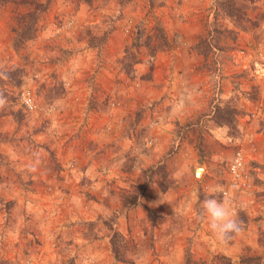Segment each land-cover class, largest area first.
Segmentation results:
<instances>
[{
	"label": "rangeland",
	"instance_id": "obj_1",
	"mask_svg": "<svg viewBox=\"0 0 264 264\" xmlns=\"http://www.w3.org/2000/svg\"><path fill=\"white\" fill-rule=\"evenodd\" d=\"M39 1L20 50L28 8L0 4V264H264V0L238 23L218 0ZM157 26L170 46L151 55ZM218 107L236 109L231 128ZM239 152L251 186L232 192ZM207 195L254 246L230 255L235 238L199 217Z\"/></svg>",
	"mask_w": 264,
	"mask_h": 264
},
{
	"label": "trees",
	"instance_id": "obj_2",
	"mask_svg": "<svg viewBox=\"0 0 264 264\" xmlns=\"http://www.w3.org/2000/svg\"><path fill=\"white\" fill-rule=\"evenodd\" d=\"M84 1L90 3L91 0ZM247 2H249V0H218L216 19L224 15L227 19L238 23L239 21H241L240 19H243V16L247 13ZM10 3L26 6L28 8L27 12L20 17L19 22L21 24V27L15 30L16 37L14 39V48L16 50H20L28 42H31L36 39L38 33L37 23L40 14L46 11L47 6L41 3L39 0H0L1 5ZM227 32L231 33L232 31ZM169 42L170 41H168V37L165 34V31L159 26H157L155 33L153 35H150L148 39H146L145 47L149 48L151 55H156L158 52H162L166 48H168L170 46ZM133 45L135 46V43ZM195 48L199 52V54H201L205 59L209 58V56L213 52L212 44L209 39L206 38L201 39L196 44ZM125 56L126 62L124 63V67L125 70L130 73L133 71L134 66L139 63V60L136 58L131 47L126 49ZM235 114L236 109L234 107H218L215 116L217 122L224 123L225 125L231 128L235 121ZM122 241H124L123 236L120 233L114 231L111 237V245L113 255L117 261L125 260L120 255Z\"/></svg>",
	"mask_w": 264,
	"mask_h": 264
},
{
	"label": "clouds",
	"instance_id": "obj_3",
	"mask_svg": "<svg viewBox=\"0 0 264 264\" xmlns=\"http://www.w3.org/2000/svg\"><path fill=\"white\" fill-rule=\"evenodd\" d=\"M199 217L206 220L213 236L223 244L228 243L244 231V223L225 200L207 195L200 201Z\"/></svg>",
	"mask_w": 264,
	"mask_h": 264
},
{
	"label": "built area",
	"instance_id": "obj_4",
	"mask_svg": "<svg viewBox=\"0 0 264 264\" xmlns=\"http://www.w3.org/2000/svg\"><path fill=\"white\" fill-rule=\"evenodd\" d=\"M24 104L29 111L35 109V102L33 97L28 92L24 96ZM245 159L243 153L239 152L233 159L229 167V189L232 192H237L241 189L247 190L251 184L249 182V174L247 172ZM229 191L225 192L228 195Z\"/></svg>",
	"mask_w": 264,
	"mask_h": 264
},
{
	"label": "crops",
	"instance_id": "obj_5",
	"mask_svg": "<svg viewBox=\"0 0 264 264\" xmlns=\"http://www.w3.org/2000/svg\"><path fill=\"white\" fill-rule=\"evenodd\" d=\"M245 232H246V230H244L243 233L240 234L239 236H236L235 237L236 243L233 246H230V250L228 252H230V255L232 257L235 256L239 252V249L241 252L247 244H252L254 246V243L256 242V240H254L255 236H253L252 238L247 237ZM240 237H241V240L238 241V239H240ZM249 240H251V241L249 242Z\"/></svg>",
	"mask_w": 264,
	"mask_h": 264
}]
</instances>
